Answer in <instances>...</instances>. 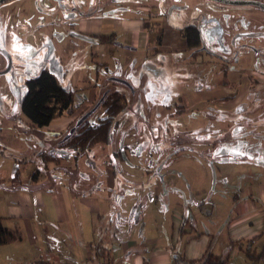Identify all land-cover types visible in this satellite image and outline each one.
Instances as JSON below:
<instances>
[{
  "label": "crops",
  "instance_id": "0c3cea01",
  "mask_svg": "<svg viewBox=\"0 0 264 264\" xmlns=\"http://www.w3.org/2000/svg\"><path fill=\"white\" fill-rule=\"evenodd\" d=\"M36 1L7 0L0 6L3 12L16 5L26 11L24 5L29 3L34 15L37 9L32 2ZM195 1L198 10L188 9L183 18L179 11L176 19L180 22L176 24L165 17L155 19L157 24H147L151 19L140 10L147 12L148 7L133 6L129 14H121L117 13L115 3H105L101 9L89 12L79 9L77 16L70 13L75 16L63 19L61 24L67 26L56 33L60 40L59 55L63 58L60 71L65 73L64 67L76 51L93 66L88 71L76 67L72 86L65 85L67 74L58 79L64 87L75 91V101L84 94L86 97L73 114L56 117L43 127L26 125L36 137L33 149L36 158L24 159L23 168H16L20 170L19 183H12L16 169L7 179L0 178V217L6 227L18 228L22 238L0 245V264H34L35 261L175 264L177 257L198 259L207 251L228 255L233 264H251L239 244L232 242L241 239L245 248L246 241L256 237L252 248L257 252L264 249V161L256 165V160L248 157L214 156L205 157L208 161L189 159L192 164L179 170L167 164L173 162L172 155L167 154L155 157L156 168L141 164L139 169L127 173L109 158L112 151L107 143H100V147L96 144L78 155L58 146V139L71 122L100 107L97 103L109 86L122 88L119 91L130 98L133 95L140 98L146 94L143 91L151 93L154 98H161L158 104L163 109H171L165 103L167 97L179 98L176 104L182 112L206 105L200 101L208 89L196 85L195 97L192 95L190 99L187 79L191 71L201 72L211 61L209 55L214 57V53L202 44V36L198 46H188L182 33L188 24L200 29L204 22L206 27L214 26L218 30L228 24L223 22L222 15L241 17L250 30L242 21L229 27L248 35L242 41L250 43L251 48L244 55L251 57L254 54L251 50L264 47V9L255 5ZM49 23L44 24L48 33ZM257 28L263 31L260 35L253 32ZM109 34L114 35L113 42H101L97 38ZM8 62L2 54L0 73ZM254 72L248 70L245 77L253 76ZM243 76L228 74L230 81L238 83L237 87H241ZM117 79L120 81L113 85ZM259 84L249 85L248 91ZM230 88L223 84L212 92L213 97L218 98V92L225 99L230 97ZM233 96L232 101L223 102L237 104L240 95ZM42 153L55 154L58 159L45 164ZM216 161L226 165L215 170L213 165L211 169L208 163ZM121 162L122 166L126 163L124 158ZM36 168L40 172L34 180L31 174ZM216 171L223 178L221 184L212 182ZM209 203H212L210 214L205 216L202 211ZM218 208L225 211L214 217Z\"/></svg>",
  "mask_w": 264,
  "mask_h": 264
},
{
  "label": "rangeland",
  "instance_id": "374dc122",
  "mask_svg": "<svg viewBox=\"0 0 264 264\" xmlns=\"http://www.w3.org/2000/svg\"><path fill=\"white\" fill-rule=\"evenodd\" d=\"M208 1L223 5L213 0ZM105 3L117 4L116 11L121 14H129L133 6L148 7L147 12L140 10L151 19L146 21L147 24H154L155 19L162 17L176 24L180 22L176 19L179 11H182L180 15L183 18L188 9L198 10L195 0H37L32 2L37 9L34 15L30 11L31 8H28L29 3L24 5L26 11L16 5L10 11L3 12L0 6V57L4 54L9 61L2 70L4 72L0 73V178L7 179V176L14 174L18 166L23 168L26 164L22 163L24 159L36 158V152L33 151L36 137L28 130L26 125L31 124L20 106L21 97L25 92V81L42 68H48L58 78L62 75L64 78L67 74L65 85L72 86L75 83L73 75L76 67L88 71L93 64L90 65L83 54L77 51L72 52L64 67L65 73L60 71L63 68V58L59 55L60 40H57L56 33L62 31L63 26H67L61 24L62 21L77 16L79 9L88 12L99 10ZM224 15L221 17L223 22H228L225 28L216 30L214 26L206 27L204 22L200 24L202 44L214 53V57L209 55L211 61L208 65L203 67L201 72L191 71L187 79L190 90L187 97H195L193 90L200 84L208 89L200 102L207 104L196 105L182 112L176 104L179 100L177 97H167L165 103L170 105L171 109H163L158 104L161 98H154L151 93L143 91L146 94H142L140 98L135 95L130 98L126 95L127 106L118 115L110 142L106 144L109 151H112L109 158L119 169L128 173L127 170L139 169L141 164L154 168L155 157L167 154H171L173 159V162L167 164L179 170L187 169L189 159L201 158L208 161L214 156L248 157L255 159L256 165L264 161V47L251 50L254 53L251 57L244 55L251 48V45H248L250 43L242 41L243 38L247 40L248 35L229 27L230 24H238L243 19ZM46 22H51L48 26L50 33L44 30ZM242 25L248 26V23L244 24L242 21ZM247 29L250 30V27ZM253 32L260 35L263 31L257 28ZM248 70H255L249 78L245 77ZM228 74L231 77L244 75L243 83L240 82L241 87H237L238 83L230 81ZM257 83L260 84L248 91L249 85ZM223 84L231 86L229 95L239 93L237 104L224 103L223 100L232 101L234 96L225 99L221 92H218V98L213 97L212 92L219 90ZM84 97L86 94L77 97L76 101L74 99V103H80ZM106 115L105 108L100 106L91 113L89 120L96 123ZM122 158L126 162L123 166ZM223 163L216 161L208 165H211V169L214 165L215 170L219 165H226ZM220 175L216 171L212 182L221 184L223 178ZM211 204L204 206L202 213L205 216H209ZM224 208H218L213 216L222 214Z\"/></svg>",
  "mask_w": 264,
  "mask_h": 264
},
{
  "label": "trees",
  "instance_id": "16d2710c",
  "mask_svg": "<svg viewBox=\"0 0 264 264\" xmlns=\"http://www.w3.org/2000/svg\"><path fill=\"white\" fill-rule=\"evenodd\" d=\"M189 47H196L201 42L200 29L197 25L188 24L182 28ZM101 42H113L114 35H99ZM116 80V79H115ZM114 80V84L119 82ZM74 90L67 89L59 81L56 74L48 69L42 68L36 75L25 81V92L21 97L20 106L23 114L28 118L32 127H43L50 121L63 114H73L79 104H74ZM231 97V96H230ZM228 97H226L227 99ZM105 108L106 116L100 118L98 122L91 123L90 115L82 119L83 115L78 116L70 123L67 131L58 139V146L64 149L75 151L76 154L86 153L94 145L109 143L112 129L118 115L127 106L126 95L114 86L107 87L103 96L97 103ZM71 129H74L71 131ZM42 161L57 160L55 154L42 153ZM40 168L34 169L31 174L32 179H37ZM20 182V170L16 169L12 177V183ZM22 238V233L18 228L11 229L4 225L3 218L0 217V245L14 242ZM256 237L246 241L247 246L242 247L243 240L233 241L232 245L239 244L244 250L251 264H260L264 261V249L256 251L252 248ZM99 252V250L97 251ZM34 264H52L43 261H35ZM175 264H233L228 255H218L207 251L198 259H186L182 256L177 257Z\"/></svg>",
  "mask_w": 264,
  "mask_h": 264
},
{
  "label": "water",
  "instance_id": "95a60500",
  "mask_svg": "<svg viewBox=\"0 0 264 264\" xmlns=\"http://www.w3.org/2000/svg\"><path fill=\"white\" fill-rule=\"evenodd\" d=\"M7 0H0V4ZM217 2L225 3V4H232V5H255L262 9H264V2L260 0H214ZM95 107L89 110L86 114L83 115L82 119L86 118L88 115L92 113ZM74 129H71L73 131Z\"/></svg>",
  "mask_w": 264,
  "mask_h": 264
}]
</instances>
